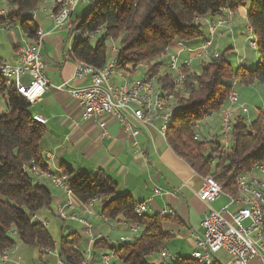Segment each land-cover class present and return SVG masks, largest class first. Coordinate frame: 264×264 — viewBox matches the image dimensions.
<instances>
[{"label":"trees","instance_id":"1","mask_svg":"<svg viewBox=\"0 0 264 264\" xmlns=\"http://www.w3.org/2000/svg\"><path fill=\"white\" fill-rule=\"evenodd\" d=\"M4 1L8 6L0 13V28L8 21L18 26L30 42L34 41L39 27L32 13L38 11L41 0ZM246 5V23L253 31L258 57L255 68L240 63L233 69L226 59L227 50H223L217 57L200 62L199 71L181 66L184 80L175 86L173 72L165 61V53L172 44L181 42L190 46L202 42L209 38L204 17L223 9L234 12ZM72 23L78 31L70 48L75 59L103 67L108 60L106 41L112 39L118 42V71L132 77L136 75L135 66L144 64L145 72L157 75L163 89L173 94L166 143L197 174L210 175L220 183L224 193L235 194V178L250 172L264 159L262 109L249 122L243 113L234 117L226 148L220 132L204 140L205 137H197L195 125L228 107L233 78L237 85L264 86V0H97ZM97 30L92 43L89 33ZM1 103L4 107L0 112V254L10 251L16 239L40 250H53L54 241L46 226L32 219L33 214L49 207L51 185L54 186L40 176V172L51 171L40 152L44 124L32 118L31 105L14 86L6 87L0 76V106ZM24 165L29 169L25 170ZM32 166L38 171H31ZM58 170L66 177L65 184L75 204L81 206L90 199L98 200L103 219L116 223L124 219L144 228L141 235L116 245L103 239L95 241L91 256L108 248L115 250L122 264H155L148 257L163 247L168 237L162 225L166 216L135 213L133 198L127 193L118 194L116 183L102 170H76L64 164ZM76 235L74 232L62 235L59 245L60 259L73 264L82 260L81 252L74 248ZM158 264L199 263L190 255H178L172 261ZM212 264L221 263L217 260Z\"/></svg>","mask_w":264,"mask_h":264},{"label":"built area","instance_id":"2","mask_svg":"<svg viewBox=\"0 0 264 264\" xmlns=\"http://www.w3.org/2000/svg\"><path fill=\"white\" fill-rule=\"evenodd\" d=\"M43 1V0H41ZM86 0H54V8L50 10V18L55 27H61L69 32L70 41L73 42L77 30L73 26L71 15L79 2ZM57 8L56 11L54 9ZM227 14L232 12L225 9ZM0 13H4L0 10ZM37 10L33 11L35 17ZM228 23V20L208 21L209 38L200 42L196 47L184 45L178 42L177 51L166 52L167 68L173 72V82L175 86L184 80V73L181 66L191 67V62L197 60L200 62L217 57L219 52L212 49L211 37L218 27ZM14 25L10 22L4 23V29H12ZM247 38L251 47L255 49L253 40V31L247 26ZM89 33L92 38L97 34ZM43 33L40 29L36 32L35 40L20 45L17 50V60L15 62H2L0 71L8 75L13 81L15 88H18V94L23 96L30 105H34L42 99L43 94L49 86V80L46 74V65L42 57ZM112 55L101 68H96L83 60L75 59L76 67L74 76L78 79L89 77V84L86 86H69L67 81H63L55 88L67 91L81 108L82 119L93 118L97 120L103 114L113 115L122 125L124 131L132 136L137 134L132 121L140 123L159 122L158 130L165 136V131L170 122L173 112V94L163 89L158 82L157 75L144 72L139 76H126L116 69L117 47H111ZM182 52L188 53L186 58H180ZM142 64L135 66V70ZM27 76L28 81L24 83L22 76ZM234 89L228 96L229 105L219 113V132L221 134L223 147L226 148L230 142V131L234 122L235 111L248 113L247 107L241 102L238 92L235 89L237 80L232 79ZM262 109L261 111H263ZM1 112V106H0ZM32 118L44 124L46 119L39 114H32ZM202 121V120H201ZM195 125L198 132L197 137L203 134L200 122ZM247 122L250 118L247 116ZM202 126V127H200ZM204 136H203V135ZM201 137V138H202ZM45 162L49 165L53 160V155L46 151L43 153ZM24 169L29 168L24 165ZM31 171L37 172V168L32 166ZM40 176L47 178L55 187L61 189L67 197L71 196V190L65 184L66 177L61 175L59 170L54 172H40ZM236 193H224L220 183L210 175L202 176V182L198 189V195L206 202H213L220 194L228 197L229 204L235 206L232 212L227 211L224 206L220 210H207L200 220L201 231H192L191 236L194 240V248L190 256L199 264H212L217 261V254L220 251L229 255L234 264H249V261L257 257L261 264H264V159L256 164L250 172L242 173L235 178ZM155 193L161 192L159 187L154 186ZM95 199H90L81 205L82 213L74 211L70 198L66 199L57 206V213L60 218H70L78 221L85 227V234L89 238V247L81 252L82 260L79 264H111L112 257L117 259L114 249H105L95 257L91 256L92 246L95 241L103 239L111 242L108 237L98 234L94 236L91 232L92 224L89 217L94 214L93 205ZM148 208V201L136 203L134 211L137 214H143ZM159 216H175L176 212L172 208L160 209ZM33 220L40 221L42 225L47 226V222L42 220L37 214L32 215ZM102 222L111 229L119 224L125 232L120 234L113 244L130 241L134 236H139L144 232V228L136 222L121 219L117 223L102 218ZM50 249L41 250V252H51ZM161 261L168 262L176 258V254L163 246L157 251ZM10 254L0 255V260L10 259ZM59 264H73L58 258Z\"/></svg>","mask_w":264,"mask_h":264},{"label":"crops","instance_id":"3","mask_svg":"<svg viewBox=\"0 0 264 264\" xmlns=\"http://www.w3.org/2000/svg\"><path fill=\"white\" fill-rule=\"evenodd\" d=\"M96 1L90 0L91 4ZM3 2L6 3L2 0L0 10L5 9ZM77 7L78 5L71 15L72 20L81 15V13H78L77 16H73L77 10L79 12ZM53 8L54 0L40 1V7L34 17L35 23L43 33L41 51L50 83L42 99L30 107L32 114H39L46 119L44 123L45 133L40 142L41 154L43 155L44 152L49 151L53 155V160L49 164L52 172L58 170L61 164L68 165L76 170L90 172L102 170L116 183L118 194H129L135 203L148 201L146 213L149 215H155L163 208L174 209L175 216H166L163 219V229L168 234L164 246L177 256L190 255L194 248L191 232L201 231L199 223L204 213L210 208L220 210L224 206L227 207V211L232 212L235 206L229 204L228 197L225 194H220L216 200L209 203L201 199L198 195V189L202 182V176L197 174L168 146L165 136L158 130L159 122L151 124L133 120L132 124L138 132L132 136L123 130L120 122L111 114H103L97 120L93 118L82 119L81 108L77 101L67 91L55 88V85L63 81H67L69 86H86L89 84V77L78 79L74 76L76 61L70 53L72 41H70L68 31L54 26L49 16L50 10ZM247 12L248 6L246 5L238 8L230 15L223 9L217 14L204 17L207 21L229 19L228 23L215 30L214 35L211 37V47L221 52L216 48L213 37L216 33L218 35L219 32L227 34L231 38L228 40L226 50L228 53L230 51L236 52L239 64L247 59L246 51L243 58L237 53L236 48L242 43H248L246 31ZM0 32H5L8 41L11 43V53L8 59L2 58L1 55L0 57L3 62H15L18 47L29 43L30 40L26 38L18 26H13L9 30L0 28ZM199 43L200 41H197L190 46L196 47ZM177 50H179L178 42L172 44L168 52ZM188 56L189 54L185 52L180 54V58ZM21 79L24 83L28 81L26 75L22 76ZM210 117L211 115L209 119ZM205 120L203 119L200 125L203 126L202 122L206 123ZM216 125L219 130V120ZM202 129L203 134H207L203 127ZM154 186L159 187L161 192L155 193L153 191ZM51 187H53L51 188V199L57 206L70 198L74 211L79 214L82 213L81 206L74 203L72 196L67 197L61 189L52 185ZM100 209L93 210L94 214L90 216L92 220L90 217L89 220L93 223L94 220L98 221L97 226L101 228L98 234H103L102 228L105 227V224L100 222L102 221ZM37 215L40 217L39 211ZM110 230L116 233L114 239L106 236L112 240V243L118 239L120 234L125 233L120 227ZM75 239L77 241L74 248L79 252H83L89 247V240L86 248H83L82 243L79 242L80 236L78 234ZM93 250L92 246V253ZM17 253L18 249L16 253L15 251L12 253L11 249L8 251V254L11 255L10 259L0 260V264L17 263L16 259H19ZM219 253L217 258L221 264H234L232 258L225 252L221 256ZM40 254L41 258L38 264H59L58 247L56 249L54 247V250L49 253L41 252ZM226 257L229 260L224 263L223 260ZM148 259L155 264L162 262L156 251ZM249 264H261V261L255 257L249 261Z\"/></svg>","mask_w":264,"mask_h":264},{"label":"rangeland","instance_id":"4","mask_svg":"<svg viewBox=\"0 0 264 264\" xmlns=\"http://www.w3.org/2000/svg\"><path fill=\"white\" fill-rule=\"evenodd\" d=\"M2 3V0H0V5ZM3 6L6 7L8 6L5 2H3ZM89 5H91L90 0H88L86 3L83 2H79L78 3V7L77 9H79L75 12V14L73 16H77L78 13H82L83 10H85L87 7H89ZM229 20V19H228ZM244 27V26H243ZM242 28V26H241ZM205 31V30H204ZM99 35V34H98ZM97 35V36H98ZM245 36V35H244ZM230 36H227V34L223 33L221 34L219 32V34L215 35V37H213L214 42L216 43V48L223 51L227 49L228 46V40L230 39ZM96 39V36L91 38V42L93 43ZM248 43L247 44H240L239 46H236L237 48V53L240 54V56H243L245 54L246 51V56L247 59L243 60V64H245L248 67H251V69L255 68L256 64H257V52L256 50L250 46L249 44V40H247ZM0 42L2 43V45L0 46V55L2 58L4 59H8L9 54L11 53V43L8 41L6 33L5 32H0ZM118 46V42L113 41L112 39H108L106 41V48H107V59H109L112 55L111 52V47ZM226 59L228 60V62H230L231 66L233 69H235L239 62H238V57H236V52H231L228 53V51L226 52ZM166 59V58H165ZM167 61V59L165 60ZM202 64L199 63V61L197 60H193L191 62V67H190V71H199L200 66ZM146 66L144 64H142L141 66L138 67L137 70H135L136 72V76H139L140 74H143L145 72ZM134 77V75L132 76V78ZM239 98L241 100L242 103H244V106L247 107L248 109V113H244V115L247 117H249L251 120H255L258 115H259V111L260 109H264V86L258 83H253V84H246V83H239L236 87ZM1 107H4V104L1 103ZM219 113L220 112H216L214 114L211 115L210 119L209 116L205 117L204 120L206 121V123L202 122L203 124V128L206 130V137L208 138H212L216 135H218V128L217 127V121L219 120ZM240 112L235 111L233 113L234 116H236L237 114H239ZM263 124H264V110H263ZM220 137V136H219ZM222 140V139H221ZM53 188V187H51ZM94 211L97 209H100V202L98 200L94 201V205L92 208ZM39 215L41 217L42 220H45L47 222V230L49 231L53 241H54V247L55 249L58 247L61 243V237L62 235H67L71 232H74L76 234H78L80 236V240L79 242L82 243V247L86 248L87 243L89 238L87 237V235L85 234V227L79 223L76 220L70 219V218H65L64 220H62L58 213H57V205L53 202V200L51 199V203L49 205V207H44L39 211ZM92 220V217H90ZM92 224V229L91 232L92 234H95L94 236L98 235V231L101 228H98L97 224L98 221L94 220L91 221ZM102 223V221H100ZM103 224V223H102ZM111 229V228H110ZM109 229V227L107 225H105V227L102 228V236H108L111 239H114L116 234L115 232L111 231ZM18 249V258L19 259H15L18 261L15 264H38L39 259L41 258V250L36 247V246H28L25 244H22L19 240L16 239L15 242V246L12 248V253H16ZM54 250V248H53ZM223 252H220L219 255L221 256ZM44 255V254H43ZM16 256V255H14ZM13 259V260H15ZM229 260V258H225L223 261L224 263H226ZM111 264L116 263V264H122V262L119 260V258L115 259L114 257H112ZM4 264V263H3ZM5 264H12L10 262H7ZM53 264V263H50Z\"/></svg>","mask_w":264,"mask_h":264},{"label":"bare ground","instance_id":"5","mask_svg":"<svg viewBox=\"0 0 264 264\" xmlns=\"http://www.w3.org/2000/svg\"><path fill=\"white\" fill-rule=\"evenodd\" d=\"M0 76L4 82V85L6 87H10V86H14L13 81L11 79H9L8 75L2 73V71H0ZM15 87V86H14ZM18 91V88H15ZM3 254H8V251H4Z\"/></svg>","mask_w":264,"mask_h":264}]
</instances>
